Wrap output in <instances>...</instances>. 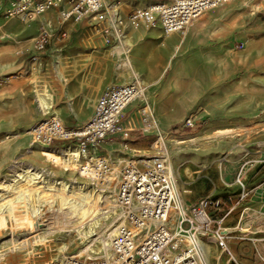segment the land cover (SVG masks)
<instances>
[{
  "label": "rangeland",
  "instance_id": "1",
  "mask_svg": "<svg viewBox=\"0 0 264 264\" xmlns=\"http://www.w3.org/2000/svg\"><path fill=\"white\" fill-rule=\"evenodd\" d=\"M16 1L0 0V194L13 204L3 213L7 223L0 227V252L22 240L30 244L50 229L54 220L67 215L64 199L73 197L84 202L81 212L67 215L69 221L79 218L84 230L80 235L65 225L52 227L44 245L35 243L8 252L1 264H60L73 254L105 256L111 236L106 240L108 245L98 237L114 228L118 219L119 211L112 217L106 211L113 200L114 186L100 190L91 177L81 174L79 166L67 169L61 159L48 158L49 146L34 142L31 130L50 117L60 118L71 128L82 126L105 88L135 79L126 65L134 53L138 69L131 58L133 69L139 79L145 80V94L153 107L151 111L147 98H140L124 109L121 123L130 129L129 154L162 153L155 143L160 136L166 139L172 162L184 164L178 180L184 184L187 212L207 198L220 201L219 206H208L212 216H224L236 204L227 216V225L232 227L241 219V226L250 229V240L232 239L230 249L241 252L236 257L240 264H264L257 250L264 256V209L253 197L264 188V2L233 0L206 12L187 30L188 35L193 31L190 44L187 36L173 55L183 37L180 32L164 40L166 34L161 28L140 27L124 35L129 46L122 48L120 40L117 43L111 37L107 40V36L92 34L87 22L71 17L64 24L67 36L63 38L57 10L32 19L13 17L9 12ZM119 1L128 3L124 12L154 2ZM45 19L52 36L44 49H38L35 37L40 20ZM133 42L137 44L130 50ZM94 49L98 51L92 52ZM149 112L151 117H146ZM139 136L148 137L150 142L141 147L133 144ZM170 139L175 140L170 144ZM125 141L122 135L106 140L98 153L113 151L117 157H128ZM64 144L68 143L56 142L50 148L67 147ZM27 166L40 177L21 182L19 189L6 190L5 185ZM239 178L247 186L244 200H240ZM42 180H48L47 185L55 190L44 189L38 198L35 190L44 187L39 182ZM79 183L88 188L74 189ZM25 188L31 198L21 203L18 197ZM3 205L0 203V212ZM96 207L104 216L97 215V231L88 232V218ZM37 208L39 217L33 213ZM20 213L25 216L19 217ZM234 233L240 235L238 230ZM243 242L252 249L243 251ZM211 246L210 264H232L214 242Z\"/></svg>",
  "mask_w": 264,
  "mask_h": 264
},
{
  "label": "built area",
  "instance_id": "2",
  "mask_svg": "<svg viewBox=\"0 0 264 264\" xmlns=\"http://www.w3.org/2000/svg\"><path fill=\"white\" fill-rule=\"evenodd\" d=\"M231 1L154 0L149 6L124 12L123 7L127 6H122L119 0H18L9 13L13 17L32 19L57 10L63 38L67 36L64 24L73 17L77 22H87L92 34L118 41L140 27L161 28L169 35L185 34L195 19ZM50 28L47 19L40 20L36 48L46 47L52 36ZM137 90L136 82L108 86L96 99L91 116L80 127L71 128L61 119L50 117L37 122L31 130L36 143L54 146L62 142L68 143L63 146L76 149L82 158L80 166L92 172L95 186L100 190L114 186L113 199L119 209L108 256L86 258L73 254L60 264H209L199 239L211 237L229 256V263L240 264L229 243L232 239H250L246 228L240 227V235H235L233 228L227 225V216L236 204L224 216H212L208 206L213 205L215 199L207 198L189 215L169 154L163 149L153 156L129 154L130 129L122 126L121 118L124 109L135 99ZM120 135L126 140L123 148L129 155L115 169L116 157L98 151L103 142ZM113 175L115 179L110 181ZM237 182L241 186L240 200H244L248 195L247 186L241 178ZM201 213L207 217L198 219L196 215ZM253 243L256 245V241ZM257 250L264 262L258 247Z\"/></svg>",
  "mask_w": 264,
  "mask_h": 264
},
{
  "label": "bare ground",
  "instance_id": "3",
  "mask_svg": "<svg viewBox=\"0 0 264 264\" xmlns=\"http://www.w3.org/2000/svg\"><path fill=\"white\" fill-rule=\"evenodd\" d=\"M125 3L126 2H121V5L122 6H128V4L127 3L125 4ZM150 4H152V3H149L146 6H149ZM187 32L185 34H182V36L184 37L187 34ZM166 35H169V34H166ZM118 41H117V43H118ZM120 46L122 48L123 47L124 48H127L129 46V42H128V40L125 39L124 36H122V38L120 39ZM120 46L116 47L115 50L117 51ZM126 65L131 69L132 75L135 77V79L132 80L131 82H136L137 83V87H138V90L136 92V97L133 100V102L136 101L137 99H140V98L141 99H146L147 98L146 97V94H145L146 84L144 83V81L142 79H139L138 78L137 72L134 71L133 64H132V62L130 60V55H129V57L126 60ZM149 109L152 111V107L149 108ZM145 115H146V117H148V116L151 117V115H149V114H145ZM154 116H155V114H154ZM53 118L60 119V118H57V117H53ZM159 124H160V120H159ZM153 128H156V126L153 125ZM155 144H156L155 148L161 147L171 157V155L169 153V149L167 147L166 139H164L162 136H160L159 139L156 141ZM50 147H54V146H49V147L46 148L49 151L47 153L48 158L52 159L53 157H55V158L61 159V161L63 162V164L64 165H67L66 166L67 169H69L71 166H74V165L79 166V168H77V169H79V171L81 172L82 175H85V176H88V177H93V174H92V172L90 170L88 171L87 168H84L83 166H80V163L82 161V158L80 157V154L78 153V151L76 149H74L71 146L62 147V148H50ZM108 153L109 154H112V155H115L113 153V151H108ZM58 154H60L61 156H59ZM117 155H119V154H117ZM126 158H128V157H125L124 158V157H122L120 155H119V157L116 156V159H114V161H113V162H115L114 165H113L115 167V169L119 165V163L121 161H123L124 159H126ZM171 163H172L173 170L175 172V176H176L177 179H179L180 170L184 166V164L183 163L182 164H176L174 162V160L172 162V157H171ZM185 171H187V168H185ZM31 172H32V169L29 166L24 167L23 170H22V172L16 173L14 175V177L11 179V181H9L5 185L6 190L8 189V191H9V190L19 189V188H21L20 187V183L23 182V181L25 182V180H27L28 178H32V179L35 180V179H37V178L40 177L39 176V173H37V172L31 173ZM109 179H110V181H113L115 179L114 178V175L111 176ZM179 180H178V183H179L178 185L180 186L181 191L182 190L184 191V184L181 183ZM39 182H42L44 184V187L38 188V189L36 188L35 192H37L38 198H40V193L44 189L55 190L52 187L53 185L51 187L47 185V183H49L48 180H46V181L45 180H42V181H39ZM57 184L62 185V186H65L64 185L65 183H63V182H59ZM77 186L78 187H74V189H77L78 188L79 190H85V189L88 188L86 185H83V184H80V183ZM59 189H61V188H59ZM23 190L24 191H21L20 192V195L18 197L19 198L18 201L21 202V203L23 201H26V200L29 201L30 198H31L30 190L27 189V188H25ZM183 191H182V194H184ZM74 195H75V193H74ZM74 195H72V196H74ZM6 197L7 196L3 195L2 193L0 194V203L1 204H4L2 206L3 209L0 212V227L5 226L6 223H7L6 218L3 217L4 211L6 209H10V206H11V208L13 207V204H11L10 201H8L6 199ZM84 198H86V196H84ZM83 203L84 202L81 199L73 200V197L72 198H69L68 200H65V199L63 200V204L65 206H67V209L66 210L69 211V213L67 215H69L70 213L76 215L78 212H81L80 210L83 207V205H82ZM68 205H70V206H68ZM185 206H187V205H185ZM117 209L118 208H117V205L114 202V199L111 200L110 203H109V208H108V210H106L107 212H109V217H112V213L119 211ZM95 210H96V212H93L92 211L90 213V215H89V218H88L89 219L88 220V232H93L95 230L97 231L96 228L98 227V222H99V219H100V218L97 219V215H101V214L103 215V213H104L101 208L96 207ZM191 211H189V209H188V212L187 213L190 215L191 214ZM33 213H34L35 217H39V215H40L38 208L37 209H34ZM67 215L61 216V218H57L56 220H54L52 222L51 228L48 229V230H46L45 232H43V234L38 235L37 237H34L33 240L30 242V244L27 241L22 240L18 244L13 243L6 250H2L0 252V264H1V261L5 260L6 254H8V252H15L16 249H18V248L24 250V249H27L29 247V245H33L35 243L40 244V245H44L46 242H48V239H46V237L49 235L50 231L54 227L58 228L59 226L60 227H63L65 225V226H68L69 227V229L71 230V232L76 231V232H78L81 235L82 232H83V230H84V228L82 227L83 222H80L79 221V218H77L76 220H70L69 221V218L67 217ZM24 216L25 215H23L22 213L19 214V217H24ZM118 216H119V213H118ZM196 217L198 219H201L202 220V219L206 218L207 216H206V214L201 213V214H197ZM101 230H102V228H101ZM101 230H99V232ZM113 233H114V228L111 227V228L107 229L105 232H102V234H100V236L98 237V239H100V240L103 239L106 242L105 244L108 245V242L106 240L108 239V237L112 236ZM199 242L205 248L206 258H207V261L209 263L210 262V259H211V252L210 251H211V247H213L211 245H212L213 242L215 243V239L212 238V237L209 238V239H202L201 238V239H199ZM86 250H87V248H86ZM105 253H106L105 254V257L109 255V250H108L107 246L105 248ZM219 259H220V257H219Z\"/></svg>",
  "mask_w": 264,
  "mask_h": 264
},
{
  "label": "crops",
  "instance_id": "4",
  "mask_svg": "<svg viewBox=\"0 0 264 264\" xmlns=\"http://www.w3.org/2000/svg\"><path fill=\"white\" fill-rule=\"evenodd\" d=\"M126 4V3H125ZM128 4V3H127ZM125 8V7H124ZM189 30H190V28H189ZM188 30V31H189ZM6 32V31H5ZM167 36H169V35H165V36H163V39L165 40L166 39V37ZM188 36V37H187ZM186 37H187V43H188V45L190 44V42H191V40H193V38H194V36H193V31H191L190 33H189V35H188V32H187V34L184 36V37H181V39H180V42L178 43V44H176L175 45V51L173 52V55H175L176 54V51L177 50H179L180 49V47H181V43H183V41L186 39ZM162 39V40H163ZM163 42V41H162ZM137 43H135V42H133V45H132V47H131V49L130 50H132V49H134V47H135V45H136ZM98 51V49H94V51L92 50V52H97ZM135 53L132 55L131 54V56H130V60H131V58L133 59V62H134V59H135ZM131 62H132V60H131ZM133 62H132V64H133ZM135 63V62H134ZM135 66H136V69H138L137 68V64L135 63ZM134 66V64H133V67H135ZM136 69H134V71L136 70ZM137 74H138V72H137ZM145 81V80H144ZM148 84H149V86H150V82H147ZM106 89V88H105ZM104 89V90H105ZM103 90V91H104ZM103 91H102V93H103ZM101 93V94H102ZM100 94V95H101ZM99 95V96H100ZM98 96V97H99ZM150 98L148 97L147 98V100H145L146 101V104H148L149 105V108H151V107H153L152 105H151V103H150ZM153 111H155V109L153 108ZM153 113V112H152ZM154 114H155V112H154ZM149 115H151V112H149ZM153 115V114H152ZM155 116H156V114H155ZM157 117V116H156ZM141 119V121L143 122V124H144V119L141 117L140 118ZM146 123V122H145ZM160 128V127H159ZM157 135L158 136H160L161 134H160V132H157ZM208 137H211V136H208ZM109 140H111V139H109ZM149 140V138L148 137H145V136H139V137H137L136 138V140H135V143H133V144H136L137 146H139V147H141V146H144L146 143H149L150 141H148ZM175 139H170L169 140V142H170V144L171 143H173V141H174ZM179 139H176V141H178ZM180 140H182V139H180ZM187 139H185V141H186ZM107 145V144H106ZM105 145V146H106ZM104 147V146H103ZM232 148L233 147H231L230 148V151L232 150ZM217 150H219L220 152H222V153H225V151H223L221 148H219V149H217ZM224 157H227V156H224ZM253 197L254 198H257V199H259V205H260V207L262 208V209H264V188H261V189H259V190H257L256 191V193L253 195ZM213 199H215V198H213ZM219 204H220V201L218 200V199H215V202H214V204L212 205V206H214V205H216V206H219ZM211 213V212H210ZM226 221H227V223H228V220L226 219ZM241 223H242V220L240 219V220H238L237 222H235L234 223V225H232V227L231 228H233V233H234V231L236 230H238L239 231V229H240V227H242V228H246V227H243V226H241ZM246 230H247V233H249L250 232V229L249 228H246ZM235 234V233H234ZM235 235H237V234H235ZM253 239V238H252ZM255 240V239H254ZM244 243V249H243V251L244 250H249V249H252L250 246H249V244H247V243H245V242H243ZM248 246V247H247ZM233 253V252H232ZM234 255H235V257H239V254H241V252H239V251H236V250H234V253H233Z\"/></svg>",
  "mask_w": 264,
  "mask_h": 264
}]
</instances>
